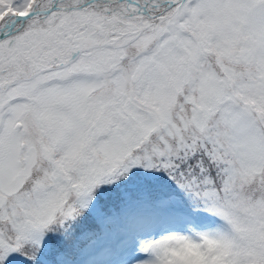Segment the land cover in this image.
Instances as JSON below:
<instances>
[{
  "label": "snow or ice",
  "instance_id": "6c2138e0",
  "mask_svg": "<svg viewBox=\"0 0 264 264\" xmlns=\"http://www.w3.org/2000/svg\"><path fill=\"white\" fill-rule=\"evenodd\" d=\"M0 264H264V0H0Z\"/></svg>",
  "mask_w": 264,
  "mask_h": 264
}]
</instances>
